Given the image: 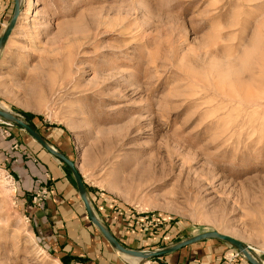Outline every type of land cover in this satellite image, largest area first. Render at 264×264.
<instances>
[{
  "label": "rangeland",
  "instance_id": "obj_1",
  "mask_svg": "<svg viewBox=\"0 0 264 264\" xmlns=\"http://www.w3.org/2000/svg\"><path fill=\"white\" fill-rule=\"evenodd\" d=\"M35 4L0 53V109L26 124L19 111L36 117L104 196L110 223L142 233L131 250L215 231L264 262V0ZM14 9L0 0V37ZM0 133L39 145L14 123ZM0 177V264H84L41 239L27 206L42 186L25 198L7 167ZM185 253L184 264H249L216 240L149 263L182 264L172 258Z\"/></svg>",
  "mask_w": 264,
  "mask_h": 264
},
{
  "label": "crops",
  "instance_id": "obj_2",
  "mask_svg": "<svg viewBox=\"0 0 264 264\" xmlns=\"http://www.w3.org/2000/svg\"><path fill=\"white\" fill-rule=\"evenodd\" d=\"M16 137L9 139L0 133V166L7 167L15 175L22 197L31 198L29 194L40 185L44 186L47 183L51 186L49 198L41 210L27 206L34 225L39 228L41 239L46 241V246L63 257L83 259L81 262L84 264H115L117 256L102 235L96 233V227L90 222L77 187L64 164L40 145L38 147L34 143H28L26 137L22 135ZM42 137L52 144L43 135ZM64 142L66 143V140ZM18 143L21 145L19 150L14 148ZM24 148L27 149L26 152L23 151ZM45 174L49 175V180ZM87 191L94 210L95 203L99 207L95 210L96 214L103 219L123 247L130 248L131 244L141 241V232L129 231L121 226L117 218L110 223L107 218L109 213L102 212L108 206L107 201L102 198L103 195L97 191L93 193L88 189ZM188 259V253L172 258L175 263L181 260L182 264Z\"/></svg>",
  "mask_w": 264,
  "mask_h": 264
},
{
  "label": "water",
  "instance_id": "obj_3",
  "mask_svg": "<svg viewBox=\"0 0 264 264\" xmlns=\"http://www.w3.org/2000/svg\"><path fill=\"white\" fill-rule=\"evenodd\" d=\"M14 1H15L14 14L10 22L8 23L7 27L4 29L3 34L0 37V53L3 51L8 40L10 39L11 34L14 31L19 16L21 14L20 0H14ZM0 122L6 124H12V123L16 124L21 129H23L36 143H38L47 153L55 157L57 160H59L61 163H63L69 168L90 222L96 227V229L100 232L102 237L107 241V243L111 246V248L114 251L118 252L119 254L137 259L140 262H149V260L151 259L165 257L173 253H176L182 249L188 248L190 246L205 241L216 240L223 242L229 245L230 247H232L233 249H235L238 252V254H241L243 258L247 260L249 264H261V260L254 256L253 249L251 247L245 245L243 242L239 240H236L230 236L223 235L215 231L203 233L201 235H197L192 238L182 240L174 245L155 251H136L123 247L113 236V234L103 223V221L99 218V216L96 214L93 205L89 199L87 188L85 186L79 168L76 166V164L72 160H70L67 156L58 152L42 137L40 133L34 131L28 124L21 121L17 115L13 113H7L0 109Z\"/></svg>",
  "mask_w": 264,
  "mask_h": 264
},
{
  "label": "built area",
  "instance_id": "obj_4",
  "mask_svg": "<svg viewBox=\"0 0 264 264\" xmlns=\"http://www.w3.org/2000/svg\"><path fill=\"white\" fill-rule=\"evenodd\" d=\"M45 176L47 180H49V175L45 174ZM6 180H10L12 184L16 185L14 176L8 172H7ZM50 193H51V186L47 185V183L44 186L39 187L36 191H34L31 200L33 208L35 210H39L43 206L44 202L48 199ZM235 256L239 257V254H236Z\"/></svg>",
  "mask_w": 264,
  "mask_h": 264
},
{
  "label": "bare ground",
  "instance_id": "obj_5",
  "mask_svg": "<svg viewBox=\"0 0 264 264\" xmlns=\"http://www.w3.org/2000/svg\"><path fill=\"white\" fill-rule=\"evenodd\" d=\"M25 1H26V6H25ZM20 8H21V13L23 12V10H24V8H25V10H24V12L21 14V15H26L27 17H26V21L28 22L29 21V19H28V16H31L32 14H33V10H34V6L36 5L35 4V0H20ZM19 19H21V16H20V18ZM260 100V99H259ZM2 108V107H1ZM2 109H4V108H2ZM5 111H7V110H5ZM1 178V177H0ZM5 180V179H4ZM1 183V182H0ZM2 191H3V189L1 188V185H0V195L1 194H4V193H2ZM252 249H253V253H254V256L255 257H257L258 258V254H260L261 253V251H259V250H257V249H255V248H253L252 247ZM125 257V260L129 263V264H135L136 262H138L139 260H137V259H134V258H130V257H127V256H124ZM260 259V258H259ZM146 264H150L149 262H147ZM261 264H264V262L263 261H261Z\"/></svg>",
  "mask_w": 264,
  "mask_h": 264
},
{
  "label": "trees",
  "instance_id": "obj_6",
  "mask_svg": "<svg viewBox=\"0 0 264 264\" xmlns=\"http://www.w3.org/2000/svg\"><path fill=\"white\" fill-rule=\"evenodd\" d=\"M19 113L25 118V120L28 122V124H29V126L34 130V131H36V132H38V130L35 128V126H34V124H33V120L36 118L34 115H32V114H29V113H24V112H21V111H19ZM39 133V132H38ZM65 166V169L67 170V171H70L69 170V168L66 166V165H64ZM73 183H74V181H73ZM178 243V242H177ZM186 249V248H185ZM182 250H184V249H182ZM182 250H180V251H182ZM160 258H164V257H160ZM160 258H155L154 260H158V259H160Z\"/></svg>",
  "mask_w": 264,
  "mask_h": 264
}]
</instances>
